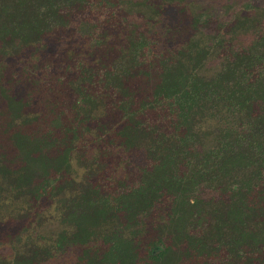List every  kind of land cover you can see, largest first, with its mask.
Instances as JSON below:
<instances>
[{
    "label": "trees",
    "instance_id": "obj_1",
    "mask_svg": "<svg viewBox=\"0 0 264 264\" xmlns=\"http://www.w3.org/2000/svg\"><path fill=\"white\" fill-rule=\"evenodd\" d=\"M132 1L0 0V264H264V34L210 75L207 47L137 34ZM133 149L136 182L89 181Z\"/></svg>",
    "mask_w": 264,
    "mask_h": 264
},
{
    "label": "rangeland",
    "instance_id": "obj_2",
    "mask_svg": "<svg viewBox=\"0 0 264 264\" xmlns=\"http://www.w3.org/2000/svg\"><path fill=\"white\" fill-rule=\"evenodd\" d=\"M160 1H162L161 4H159ZM124 7L128 12V20L136 25L137 34H143L149 41L161 40L159 38L168 36L172 39V43L186 45L189 54L194 53L193 45L205 46L212 50L205 64L210 75H217L222 69L223 62L237 51L252 49L260 36L264 34V0H172L171 3H163V0H133ZM190 21L195 23L194 26L188 23ZM194 39H196L195 43L191 44L189 41ZM150 71L152 72L153 69ZM135 73H138V70ZM127 85L134 94L136 105L143 106L144 103L154 98V82L142 75H136ZM144 110L147 111L143 119L152 123L155 110H151V107ZM108 119L112 122L111 124L118 122L117 116L114 117L113 113L108 114ZM218 126L219 124L207 123L200 130L197 127L198 135H201L200 139L205 138L202 133L206 132L204 142L199 141V144L209 146L213 134L217 133ZM144 152L145 150L138 149L125 152L126 159L121 163L114 160V156L105 155L102 158L105 161L104 169L99 175L91 176L89 181L93 184L107 183L106 175L111 172L113 176L111 171V166H113L119 179L136 182L141 178L142 168L147 165L149 158ZM81 172V176L87 173L84 168ZM203 196L217 199L218 193L216 190L205 189ZM158 207L149 214L148 219L152 220L151 227H154L157 219L163 215L164 207ZM47 229L50 228L47 227L42 231L47 233ZM0 254L11 256L10 246H0ZM74 259L75 253L73 250H68L42 264H73ZM224 260L234 264L229 257L224 256Z\"/></svg>",
    "mask_w": 264,
    "mask_h": 264
}]
</instances>
